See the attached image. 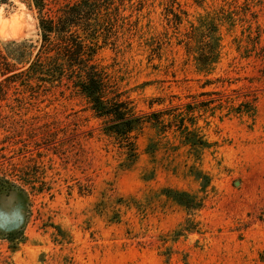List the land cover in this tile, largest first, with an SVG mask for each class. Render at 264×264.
Here are the masks:
<instances>
[{
  "label": "rangeland",
  "instance_id": "obj_1",
  "mask_svg": "<svg viewBox=\"0 0 264 264\" xmlns=\"http://www.w3.org/2000/svg\"><path fill=\"white\" fill-rule=\"evenodd\" d=\"M123 9L116 39L95 60L116 72L136 110L216 91L254 113H201L196 126L210 146L200 160L172 131L146 126L130 164L81 97L3 83L0 264H264V0H125ZM211 37L218 59L203 66ZM39 40L30 0L0 5L1 49L26 41L34 54ZM193 169L208 176L205 190ZM168 191L202 206L187 215ZM186 218L198 232L176 236Z\"/></svg>",
  "mask_w": 264,
  "mask_h": 264
},
{
  "label": "trees",
  "instance_id": "obj_2",
  "mask_svg": "<svg viewBox=\"0 0 264 264\" xmlns=\"http://www.w3.org/2000/svg\"><path fill=\"white\" fill-rule=\"evenodd\" d=\"M30 1L37 13L39 46L34 54L36 47L26 41L6 44L12 47L10 52L0 48V76L4 77L0 93L3 83L19 84L32 96L64 87L85 101L92 117L99 121L100 132L118 144L130 164L137 158V135L146 126L163 135L172 131L181 146L187 147L195 160H200L202 152L210 146L196 126L201 113L222 109L233 115L252 116L254 113L252 103L245 100L234 106L229 104L234 99L216 91L200 93L201 100L193 98L185 105L171 107L169 104L168 109L154 110V106H160L163 101L152 99L147 103V112L138 111L127 96L129 90L119 88L116 72L109 73L95 60L100 47L111 37L116 39L114 22L126 20L121 14L125 0H62L60 4V0ZM6 3L7 0H0V5ZM53 4L56 6H51ZM175 18L179 24L180 19L176 15ZM218 47V37L207 39L197 58L199 64L215 63ZM145 151L152 154L153 144L147 145ZM191 173L202 190L209 186L207 175L195 169ZM166 197L183 207L187 215L202 206L200 199L186 192L168 191ZM194 226L186 218L176 236L198 232Z\"/></svg>",
  "mask_w": 264,
  "mask_h": 264
}]
</instances>
